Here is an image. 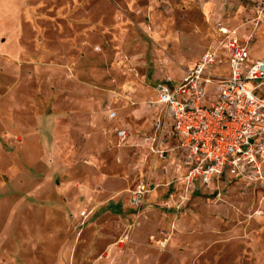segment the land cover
Wrapping results in <instances>:
<instances>
[{
  "label": "rangeland",
  "instance_id": "rangeland-1",
  "mask_svg": "<svg viewBox=\"0 0 264 264\" xmlns=\"http://www.w3.org/2000/svg\"><path fill=\"white\" fill-rule=\"evenodd\" d=\"M24 6L23 52L0 54V264H264V177L173 178L186 167L172 112L148 103L222 29L264 54V0ZM205 74L231 75L223 49ZM141 183L159 198L135 205Z\"/></svg>",
  "mask_w": 264,
  "mask_h": 264
},
{
  "label": "built area",
  "instance_id": "built-area-1",
  "mask_svg": "<svg viewBox=\"0 0 264 264\" xmlns=\"http://www.w3.org/2000/svg\"><path fill=\"white\" fill-rule=\"evenodd\" d=\"M222 32L225 40L219 47L206 50L173 88L158 82L155 98L148 100L151 107L171 110L173 132L180 137L175 150L183 155L184 180L191 186L200 181L207 187L215 176L224 177L227 168L230 175L252 181L264 177V96L255 93L264 84V56L248 62L249 40ZM220 49L229 59L231 75L213 78L205 68L215 64ZM116 134L121 141L128 136L124 128ZM158 152L163 156L166 150ZM148 192L147 184H139L131 195L134 204H143Z\"/></svg>",
  "mask_w": 264,
  "mask_h": 264
},
{
  "label": "crops",
  "instance_id": "crops-1",
  "mask_svg": "<svg viewBox=\"0 0 264 264\" xmlns=\"http://www.w3.org/2000/svg\"><path fill=\"white\" fill-rule=\"evenodd\" d=\"M25 1L26 0H0V54L10 55L14 58H17L18 55L23 52L24 44L22 42V38L27 33L25 28L26 27L25 14L23 13L25 9L24 6ZM241 38L244 39L243 37ZM255 42L256 41L254 42L252 41L251 43H249V49L251 47V44ZM260 43H264L263 37L260 39ZM263 56L264 54L260 56H254L250 52V57L248 58V62H252L253 60L257 58H261ZM263 86L264 84L261 87ZM260 88L256 89L255 93ZM257 95L264 96V92L258 93ZM169 120H170V130H171L172 140L174 143L178 144L180 141V137L174 134L172 119L170 118ZM186 172L187 169L182 171V175H180V173L179 175L174 173L173 178L176 177L178 179L179 176L185 175ZM221 177L222 176H215L213 181L215 180V178L219 179ZM242 179L244 180L243 177L240 180ZM195 185L204 186L200 181H197ZM158 198H159L158 190L152 189V191L146 195L144 204L148 203L152 199L157 200Z\"/></svg>",
  "mask_w": 264,
  "mask_h": 264
}]
</instances>
